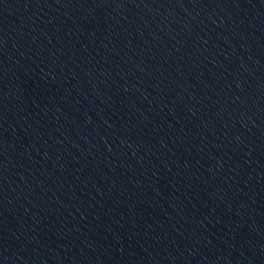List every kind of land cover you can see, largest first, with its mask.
<instances>
[{
	"label": "water",
	"instance_id": "95a60500",
	"mask_svg": "<svg viewBox=\"0 0 264 264\" xmlns=\"http://www.w3.org/2000/svg\"><path fill=\"white\" fill-rule=\"evenodd\" d=\"M0 264H264V0H0Z\"/></svg>",
	"mask_w": 264,
	"mask_h": 264
}]
</instances>
